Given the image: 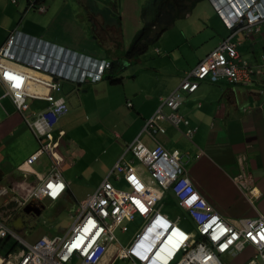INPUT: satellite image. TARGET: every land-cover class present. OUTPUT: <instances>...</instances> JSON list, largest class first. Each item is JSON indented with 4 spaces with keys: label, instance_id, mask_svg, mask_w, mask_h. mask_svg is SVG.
Wrapping results in <instances>:
<instances>
[{
    "label": "crops",
    "instance_id": "obj_1",
    "mask_svg": "<svg viewBox=\"0 0 264 264\" xmlns=\"http://www.w3.org/2000/svg\"><path fill=\"white\" fill-rule=\"evenodd\" d=\"M21 2L22 0H16V4H13L11 0H0V48L11 32L19 31L74 52L100 59H111L109 56L101 55L102 51L99 53L96 50L97 54H95L91 48V46L96 47L95 43L94 45L82 43V38L88 37L89 30H84L83 19L87 17L77 0H63V6L57 10L47 8L46 12L39 14L27 7L21 13L20 9L25 5ZM41 4L45 5L46 0H42ZM115 11L119 14L122 26L126 11L117 8ZM215 13L222 24L216 26L214 28L216 31L213 30L212 34H216L220 39L213 41L211 45L213 47L206 54L232 33L217 15L218 12ZM213 16L215 18V15ZM78 17L83 21L81 25L71 27L69 22L73 20L76 23ZM88 23L91 29L90 21ZM262 29L264 30V22L259 25L257 32L246 34L243 31H236L233 36L238 54L254 66L259 65L264 59ZM221 30L227 32V35L224 36ZM198 33L199 31H196L195 34ZM192 36L194 38L196 35ZM184 38L189 39L190 36L184 35ZM188 39L184 54L189 51L188 49L196 47ZM202 41L203 39L197 38L193 43L200 44ZM98 44L103 45L100 41ZM119 49L116 47L114 50L118 52ZM172 50L178 52L179 47H175V43L170 42L167 44V51ZM153 53L154 56L148 58L149 70L144 72L139 70L130 78L125 73L118 74L120 83L115 93L114 85L105 78L97 83L86 82L80 85L60 82V90L56 94H60L66 88L69 93L68 98L61 97L65 102L66 113L60 118L53 132L56 131V137L54 136L56 142L61 138L64 139L58 154L62 158L60 174L65 183V191L55 201L32 200L26 206L18 205V201L27 196L30 188L45 178L51 166L49 159L44 155H41L31 167L23 165L38 149L31 143L28 144L23 158H13L12 150L23 146L22 144L18 146L17 141L22 139L19 136L27 129L24 123L26 117L25 114H19L13 109L15 113L21 115L24 124L22 126L20 119L15 118L9 111L13 105L8 97H3L4 90L0 86V189L6 190L5 195H0V222L11 228L16 226L18 234L24 233L26 228H31L35 222H38L37 218L43 209L44 201L53 205L56 210L55 217L58 219L56 223L63 222L62 216L66 214V209L73 207L77 209L78 205L109 175L113 165L121 156L124 161L131 163L142 179L149 182V173L145 167L132 153H126V147L137 142L149 150L159 143L169 152H179L184 168L186 164L191 165L189 170L186 168L185 170L197 190L227 220L235 222L241 218H253L257 214L264 216V212L259 211V205L264 206V105L262 104L264 78L255 76L249 85L226 79H220L215 83L204 80L193 93L181 94L183 99L178 112L187 121V125L179 123L173 126L166 120H159L157 125L162 127L164 132L152 134L144 129L146 121L152 118L159 108L163 116L170 113V109L162 104L163 100L177 88L186 73L200 60L187 58L184 54L179 55L178 59L171 58L168 53L161 56L157 48H154ZM120 58L116 56L111 60H117L122 66ZM108 73L113 77L112 72L108 71ZM32 88L33 86H30V90ZM40 102L43 106L41 110H45L48 104L44 101ZM80 112L82 115L78 117ZM188 131H191L190 135L187 134ZM59 132L63 134L58 136ZM82 137L90 138L94 143L100 142L101 155L106 159L107 171L102 179L93 185L87 169L94 160L85 161L84 168L83 166L77 168L82 162L81 159L84 160L88 154L93 153L91 147L72 145V138ZM77 150H80L78 154L75 153ZM109 181L113 186L114 183H120L124 187L122 189L126 188L123 180H116L114 176H110ZM93 187L95 188L91 191ZM166 196H170L175 207L178 208L174 196L169 191L165 193L163 199ZM2 197L5 198L4 202ZM8 202L13 203L14 207H6ZM178 209L181 216L175 217L167 212L164 214H167L171 220L188 222L186 214ZM71 219L73 223L74 216ZM67 231L68 228L63 232ZM52 236L54 235L38 230L33 242L41 237ZM19 250L18 246L17 249L13 248L12 251H15L13 257L10 258L8 253L5 261L15 263ZM116 252L117 249L111 246L100 264L123 261L113 259Z\"/></svg>",
    "mask_w": 264,
    "mask_h": 264
},
{
    "label": "built area",
    "instance_id": "obj_2",
    "mask_svg": "<svg viewBox=\"0 0 264 264\" xmlns=\"http://www.w3.org/2000/svg\"><path fill=\"white\" fill-rule=\"evenodd\" d=\"M26 1L27 9L46 12L37 0ZM11 3L16 4V0ZM217 12L228 27L237 25V31L246 34L257 32L258 26L264 22L261 7L235 8L236 16L231 22L225 13L223 15L222 9ZM234 34L223 39L186 73L177 88L163 100L162 104L170 109V113L163 116L159 108L146 121L145 131L163 133L164 129L157 125L159 120H166L173 126L187 125L178 112L183 99L181 94L193 93L202 80L215 83L226 79L249 85L253 77L264 76V59L256 66L244 60L237 52V44L232 39ZM109 68L106 59L74 52L19 31L11 32L0 48L3 97L10 99L19 114L28 110V98L48 104L32 122L24 119L39 146L24 165L29 167L44 155L51 166L48 175L31 189L27 199L55 200L64 191L60 174L62 159L53 135L54 126L66 113L64 100L56 94L60 82H99ZM30 86H33L32 90ZM62 134L59 132L58 136ZM127 152H132L148 171L149 182L121 156L96 190L78 205L74 221L66 233L27 243L0 222V242L14 237L20 247L15 263L1 258L0 264H100L111 246L117 249L113 259L128 264H222L219 255L243 249L251 250L245 264H264L262 214L235 222L224 219L197 190L177 151L168 152L159 143L149 150L137 142L128 145ZM110 176L123 180L126 188L114 187L109 181ZM168 191L193 224L195 233L182 229L178 220H171L161 212L160 202ZM135 218L140 224L127 246L122 248L118 245L116 231L126 233L128 229L123 223H132Z\"/></svg>",
    "mask_w": 264,
    "mask_h": 264
},
{
    "label": "rangeland",
    "instance_id": "obj_3",
    "mask_svg": "<svg viewBox=\"0 0 264 264\" xmlns=\"http://www.w3.org/2000/svg\"><path fill=\"white\" fill-rule=\"evenodd\" d=\"M96 5H98L99 7H101L103 4H111L114 5L115 8L126 11V14L124 16V22H122V32H114L112 33V37L111 39L105 40V41H101V43L103 45H99L97 40H93V36L91 29L89 28V23H88V19H83V21L78 17V19L76 18V23L75 21L71 20L69 22V25L71 27H78L79 25H81V22L85 23L84 24V30H89V32H87L88 37H83L82 38V43L87 44V45H94V43L96 44V47L91 46V48L97 52H101V55H105V56H109L111 59H115L116 56L121 57L120 63L122 66L118 65L117 67H115V69H113L112 73H113V79L117 80L118 78V74H120V72L125 73V75H128V77H132L134 74H136L139 70H141L142 72H144L145 70H149V59L150 57L154 56V48L159 49L161 56H165L166 53H168V55L171 58L174 59H178L179 55H183L185 53L186 47L188 46V44L186 43V39L188 38H184L185 36H190V38L188 39L191 44L195 45L196 47L193 49H188L189 51L184 54L186 55L187 58L193 59V58H197V59H202V57L204 56V54H206L213 44V41L215 39H220L219 36H217L216 34H212L213 30L216 31V29H214L216 26H221V21L218 20L215 11H217V9H222L223 11L226 10L227 14H229V6L223 1H219V0H207V1H202L199 2L192 10V12L187 15L184 19L178 20L176 21L171 28H169L167 31H165L163 33V35L153 44H151L149 46V48L147 49V51L141 55L139 57V61L138 63H136V60H125L124 59V52H126L125 49H128L130 43L132 42L133 38L135 37V35L137 34V32L140 30L141 28V24H140V7L143 4L144 0H94ZM27 1L26 0H22L21 3L25 4L21 9V13L23 12V10L27 7ZM220 2V3H219ZM63 0H46V6L43 5L46 9H50V8H56V10L60 7H62ZM79 3V2H78ZM219 4V6H217V9L215 8L216 4ZM214 7V10L213 8ZM30 10V9H29ZM37 13V12H36ZM39 14V13H38ZM215 15V18L214 16ZM224 15V13H223ZM230 15V14H229ZM204 23V24H203ZM221 23V24H220ZM209 25V26H208ZM202 30V31H201ZM196 31L199 33L195 34ZM201 31V32H200ZM222 33H224L223 35L226 36L227 32L221 30ZM262 32H264V30L262 29ZM260 32V34L262 33ZM192 35H196L194 38ZM192 36V37H191ZM87 38H89L90 40H87ZM196 38V39H195ZM197 38L199 39H203V41L200 44H195L193 42L197 41ZM184 39V40H183ZM195 39V40H194ZM91 42V44L89 43ZM175 43V47H179V51L176 52V50H172V51H167V44L169 43ZM120 48L118 52H115V48ZM153 51V52H152ZM203 55V56H202ZM140 62V63H139ZM121 76V75H120ZM119 84H115L113 91L114 93L118 90ZM68 93L69 90L68 88L63 89L62 92H60V94H57L58 97H63V98H68ZM114 99V98H113ZM27 104L29 106V110L27 112H25V117L29 119V121H33L34 117L36 115V113L42 109V104L39 100H32L30 98L27 99ZM67 105V104H66ZM14 107V106H13ZM10 108L9 111L15 116V118L20 119L21 124H23L22 118L19 116V114L15 113V108ZM8 108V107H7ZM14 109V110H13ZM11 114V115H12ZM16 114V115H15ZM82 115V113L80 112L78 114V117H80ZM89 124V123H87ZM24 126V124L22 125ZM56 126V125H55ZM55 126H54V130H55ZM53 135L56 137V131L53 132ZM22 139L17 141V145L19 146V144H22L23 146L21 147H17L18 149L12 150L13 153V158L14 159H21L26 155L27 149H28V144H34V146L39 147L38 146V142L35 139L34 135L32 134V132L27 128L26 130L23 131V134L21 136ZM18 137V138H19ZM28 139V140H27ZM73 139V144H77V146H82V147H91V151L93 153L88 154L87 158L82 160L81 159V163L77 166V168H81V166H83V168L85 167L86 163L85 161H88L90 159L94 160L91 166L88 167L87 172L88 175L91 179V183L92 185L101 180L103 175H105L106 173V159L105 157H103L101 155V146H100V142H92L90 140V138H72ZM23 141L26 143H23ZM57 144H58V149H60V146L63 145V141L64 139L61 138L59 140H57ZM69 143V142H68ZM79 149V147H78ZM15 151V152H14ZM80 150L75 151V153H79ZM74 155V152H73ZM184 163V162H183ZM190 164H186L185 168L186 170L190 169ZM116 188H124L123 185H121L120 183H114ZM1 185V184H0ZM95 187L92 188L91 191L94 190ZM90 191V192H91ZM3 200V202L5 201V198L2 197L1 198ZM44 206L43 209L40 213V216L37 218L38 222L34 223V226H32L31 228H26V232L24 233H19V235L25 240V242L27 243H32L35 236H36V232H38V230H41L49 235H62V233H64V229H69V227L71 226L72 223V216H75L76 214V207L73 208H68L66 209V214H64L62 217L64 219L63 222H59L56 223L58 221L57 217H55V212L56 210L52 207L53 205H49L47 201L43 202ZM161 204V211L162 213H171L172 215H174L175 217L181 216V212L178 208L175 207V204L173 202V200L171 199L170 196H166L162 202H160ZM257 204V203H256ZM259 205V204H257ZM6 207H14L13 203L8 202L6 204ZM260 210L261 213L264 212V206H260ZM3 210V209H1ZM264 217V216H263ZM139 219L135 218L134 222L132 223H123V226H126L128 231L126 233H120L119 230L116 231V237H117V241H118V245H120V247L124 248L125 246H127L128 242L131 239L132 234L135 231V228L139 225ZM179 227L188 230V231H192L193 230V226L191 224V222H181L179 224ZM37 240V239H36ZM18 244L16 243V239L14 237H10L8 239H5L4 241L0 242V257L2 259H5V257L7 256V254L9 253V257L12 258L13 257V253H15V251L13 252V248L17 249ZM19 247V246H18ZM251 250L250 249H243L239 252H235V251H230L224 255H221L219 257L220 261L222 264H245L246 258L248 255H250ZM8 259V258H7ZM114 264H128L125 261H119L116 260L114 261Z\"/></svg>",
    "mask_w": 264,
    "mask_h": 264
},
{
    "label": "trees",
    "instance_id": "obj_4",
    "mask_svg": "<svg viewBox=\"0 0 264 264\" xmlns=\"http://www.w3.org/2000/svg\"><path fill=\"white\" fill-rule=\"evenodd\" d=\"M41 1L42 0H37V3H41ZM202 1L207 0H144L140 7L139 14L141 28L133 38L126 52L123 53L124 59L136 60L139 58L147 51L149 46L156 42L176 21L184 19L192 12L193 8ZM107 60L111 64L109 71L112 72L119 63L117 60ZM108 74L109 73L106 72L102 80L105 78L111 85L120 83V79L114 80L113 77Z\"/></svg>",
    "mask_w": 264,
    "mask_h": 264
},
{
    "label": "flooded vegetation",
    "instance_id": "obj_5",
    "mask_svg": "<svg viewBox=\"0 0 264 264\" xmlns=\"http://www.w3.org/2000/svg\"><path fill=\"white\" fill-rule=\"evenodd\" d=\"M77 2H79L78 4L83 7L85 15L88 21H90L91 32L93 35L92 37L95 40L100 42L105 40L109 41L112 37V33L115 31L120 33L122 31L119 14H117L113 8V5L103 4L101 7H99L96 5L94 0H77ZM107 9H109L110 14H114L115 18L117 19V27L115 25L104 26L103 14L101 12Z\"/></svg>",
    "mask_w": 264,
    "mask_h": 264
},
{
    "label": "clouds",
    "instance_id": "obj_6",
    "mask_svg": "<svg viewBox=\"0 0 264 264\" xmlns=\"http://www.w3.org/2000/svg\"><path fill=\"white\" fill-rule=\"evenodd\" d=\"M219 1H221V0H219ZM224 1V0H223ZM228 6H229V11L230 12H228L229 14H227V12H226V10H222L223 11V13H225V15H226V18L231 22V20H233L234 18H235V16H236V13H235V8H239V9H241V10H243V9H247V8H250V7H254V6H256V7H261L262 8V11L264 12V0H225L224 1ZM220 3V2H219ZM216 6H219V4L217 3L216 5H215V7ZM214 8V7H213ZM217 15L220 17V15L217 13ZM221 18V17H220ZM222 19V18H221ZM222 21H223V19H222ZM224 22V21H223ZM225 23V22H224ZM227 26V25H226ZM228 27V26H227ZM233 28H231V27H228L231 31H232V33L230 34V35H232L234 32H236L239 28V26H237V25H235V26H232ZM258 29H259V26H258ZM229 35V36H230ZM229 36H227V37H229ZM234 36V35H233ZM226 37V38H227ZM225 39V38H224ZM233 39V38H232ZM223 40V39H222ZM221 40V41H222ZM220 41V42H221ZM219 42V43H220ZM218 43V44H219ZM214 49V48H213ZM212 49V50H213ZM207 55V54H206ZM205 55V56H206ZM204 56V57H205ZM91 57V56H90ZM203 57V58H204ZM96 58V57H95ZM202 58V59H203ZM98 59H100V58H98ZM101 59H104V58H101ZM202 59H200V60H202ZM107 60V59H106ZM199 60V61H200ZM198 61V62H199ZM197 62V63H198ZM110 63V62H109ZM195 67V66H194ZM193 67V68H194ZM110 68H111V64H110ZM109 68V69H110ZM192 68V69H193ZM109 69L106 71V72H108L109 71ZM191 69V70H192ZM105 72V73H106ZM104 73V74H105ZM188 73V72H187ZM263 78H264V76H262ZM202 81H204V80H202ZM202 81H200V82H202ZM88 82H90V81H88ZM100 82V81H99ZM86 83V82H85ZM91 83H97V82H91ZM72 84V83H71ZM84 84V83H83ZM77 85H80V84H77ZM191 94V93H190ZM63 99V98H62ZM64 100V99H63ZM64 104H65V102H64ZM262 104H263V102H262ZM130 106H131V104H130ZM66 107V106H65ZM62 118V117H61ZM60 120V119H59ZM58 120V121H59ZM58 123V122H57ZM54 129V128H53ZM57 152H58V148H57ZM169 152V151H168ZM130 153H132V152H130ZM179 153V152H178ZM180 155V154H179ZM40 157V156H39ZM61 157V156H60ZM181 157V156H180ZM62 159V158H61ZM182 161V160H181ZM35 163V162H34ZM33 163V164H34ZM183 163V162H182ZM24 165V164H23ZM183 166H184V164H183ZM29 167H31V166H29ZM186 171V170H185ZM187 173V172H186ZM188 174V173H187ZM48 175V174H47ZM46 175V176H47ZM45 176V177H46ZM189 176V175H188ZM44 179V178H43ZM43 179H41V180H43ZM41 180L37 183V184H39L40 182H41ZM63 180V179H62ZM64 182V181H63ZM36 184V185H37ZM35 185V186H36ZM35 186H33L32 188H34ZM32 188H30V190L28 191V193H27V196L24 198V199H22V200H20V201H18V205L19 206H26L27 204H28V202H31L32 200H49V201H55V200H57L62 194H60L59 195V197L58 198H56L55 200H51V199H47V198H43V199H27V197H28V195H29V193H30V191H31V189ZM64 191H65V183H64ZM63 191V192H64ZM62 192V193H63ZM2 194H6V190L4 189V188H2V189H0V195H2ZM207 201V200H206ZM208 202V201H207ZM209 203V202H208ZM209 204H211V203H209ZM212 205V204H211ZM213 206V205H212ZM215 209V208H214ZM217 212V211H216ZM218 213V212H217ZM219 214V213H218ZM220 215V214H219ZM221 216V215H220ZM224 218V217H223ZM224 219H226V218H224ZM227 220V219H226ZM239 220V219H238ZM228 221H230V220H228ZM231 222V221H230ZM192 224V223H191ZM192 226H193V224H192ZM10 229L13 231V232H15L17 235H19L18 233H17V231H15L13 228H11L10 227ZM183 229V228H182ZM185 230V229H184ZM187 232H189V233H195V229L193 228V230L192 231H188V230H186ZM20 236V235H19ZM21 237V236H20ZM8 238H10V237H8ZM22 238V237H21ZM23 239V238H22ZM36 241V240H35ZM16 243H17V241H16ZM18 244V243H17ZM19 246V245H18ZM228 253V252H227ZM222 255H224V254H222ZM221 255H219V257H220ZM0 259H1V257H0ZM220 260V259H219Z\"/></svg>",
    "mask_w": 264,
    "mask_h": 264
},
{
    "label": "water",
    "instance_id": "obj_7",
    "mask_svg": "<svg viewBox=\"0 0 264 264\" xmlns=\"http://www.w3.org/2000/svg\"><path fill=\"white\" fill-rule=\"evenodd\" d=\"M101 13L103 14L104 26H106V25H115L117 27V19L115 18L114 14L113 15L110 14V10L109 9H107L105 11H102ZM109 21H111V22H109ZM12 228L15 231H18V228L16 226H12Z\"/></svg>",
    "mask_w": 264,
    "mask_h": 264
}]
</instances>
